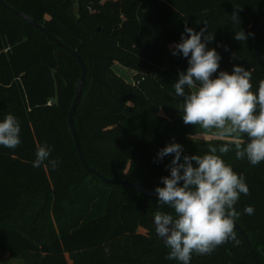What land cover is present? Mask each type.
I'll return each mask as SVG.
<instances>
[{
  "label": "trees",
  "instance_id": "1",
  "mask_svg": "<svg viewBox=\"0 0 264 264\" xmlns=\"http://www.w3.org/2000/svg\"><path fill=\"white\" fill-rule=\"evenodd\" d=\"M3 1L43 24L84 59L88 71L74 121L92 168L155 190L170 175L173 155L157 159L167 144H181L182 158L229 145L227 154H217L249 186L250 194H241L235 205L241 213L237 221L264 264V162L252 166L246 158L236 159L231 139L195 138L204 130L183 123V99L173 86L188 62L172 55L170 47L187 35L185 26L199 32L207 25L214 34L207 48L220 54L219 71L231 73L234 65L250 70L255 92L264 80V61L253 47L264 0ZM240 29L252 33L244 42L234 39ZM258 48L264 55V29ZM118 63L137 73L136 84L115 72ZM81 76L73 55L0 3V121L12 114L21 126L17 148L0 146V258L24 264H179L167 259L169 250L150 221L157 210H172L159 206L156 197L105 183L82 165L69 126ZM240 139L245 146L248 137ZM43 144L52 148L50 159L59 160L55 170L47 161L33 167ZM249 205L254 215L244 213ZM234 231L238 244L193 254L190 264H256L243 236Z\"/></svg>",
  "mask_w": 264,
  "mask_h": 264
},
{
  "label": "clouds",
  "instance_id": "2",
  "mask_svg": "<svg viewBox=\"0 0 264 264\" xmlns=\"http://www.w3.org/2000/svg\"><path fill=\"white\" fill-rule=\"evenodd\" d=\"M231 19L239 26L235 13ZM184 32L187 35L182 33L181 41L170 46L172 55H182L188 62L186 71L178 73L173 85L175 95L183 99L179 108L183 123L216 130L215 135L220 137H231L236 159L246 158L250 165H259L264 162V80L254 92L250 70L234 65L231 73L219 71L220 54L215 48H207L214 40L207 25L199 32L185 26ZM251 35L240 29L234 39L244 42ZM20 133L18 119L12 114L6 115L0 121V146L17 148L21 144ZM243 135L248 141L242 147ZM51 151L47 144L39 146L33 167L39 168L47 161L55 170L59 160L50 159ZM183 151L181 144L172 142L157 154L159 160L173 155L167 166L170 175L161 178L163 187L155 188L157 204L166 205L172 211L157 210L152 222L157 236L169 250L167 259L190 264L193 254H211L225 243H239L234 228L241 213L235 205L241 194H250V189L245 177L217 154H227L228 144L219 149L210 146L208 153L202 156L194 154L182 158ZM243 211L251 216L255 209L249 205Z\"/></svg>",
  "mask_w": 264,
  "mask_h": 264
},
{
  "label": "water",
  "instance_id": "3",
  "mask_svg": "<svg viewBox=\"0 0 264 264\" xmlns=\"http://www.w3.org/2000/svg\"><path fill=\"white\" fill-rule=\"evenodd\" d=\"M0 3L3 6H5L10 12H12L14 15L19 16V17L29 21L30 23H32L36 28H38L41 32H43L50 40L55 42L59 47L65 48L71 55H73L78 60L80 66L82 68V76L76 85V95H75L73 102L71 104V108H70V112H69V126H70V131L72 133L79 158H80L81 163L84 166V168L87 171L95 174L101 181H103L105 183L123 185V186H126L128 188L134 189L138 192L144 193L146 195L158 198V194H156L155 190H153L151 188L145 187L143 185L137 184V183L132 182V181L127 180V179H114V178L107 177L103 173L92 168L89 165V163L87 162V159L85 157L83 148L81 146L79 136L77 134L76 127H75V121H74V115L76 113L80 98H81L82 93H83V89H84V85H85V81H86V76H87V71H88V68H87V65H86L84 59L81 57V55L76 50L67 46L62 40L57 38L43 24H41L40 22L35 20L33 17H31L30 15H28L24 12L16 10L11 5L5 3L3 0H0ZM263 29H264V19L259 24L257 31L254 35V39H253V47H254L255 54L262 61H264V55L260 53L259 48H258V43H259V38H260V35H261ZM56 56H57V59L60 63L61 62V54L58 51L56 52ZM60 71H61V65L58 66V68H57V72H60ZM56 82H57V102L61 103L62 85H61V82H60L58 77H56ZM150 221L153 225L152 217L150 218ZM153 227H154V225H153ZM235 228L243 236L246 244L248 245V247H249V249L253 255V258H254L256 264H263L261 262L259 256H258V254L256 253L253 245H252L251 237L249 236L246 229L237 220L235 222Z\"/></svg>",
  "mask_w": 264,
  "mask_h": 264
},
{
  "label": "rangeland",
  "instance_id": "4",
  "mask_svg": "<svg viewBox=\"0 0 264 264\" xmlns=\"http://www.w3.org/2000/svg\"><path fill=\"white\" fill-rule=\"evenodd\" d=\"M77 8V7H76ZM76 10V9H75ZM114 70L117 74L123 77L127 82L136 84V72L127 68L125 65L118 63L115 65ZM216 130H204L202 133L195 136L196 139L206 140L213 137L231 139V137H220L215 135ZM0 264H24L22 259H15L11 257L0 258Z\"/></svg>",
  "mask_w": 264,
  "mask_h": 264
},
{
  "label": "crops",
  "instance_id": "5",
  "mask_svg": "<svg viewBox=\"0 0 264 264\" xmlns=\"http://www.w3.org/2000/svg\"><path fill=\"white\" fill-rule=\"evenodd\" d=\"M4 258H6V257H4Z\"/></svg>",
  "mask_w": 264,
  "mask_h": 264
}]
</instances>
